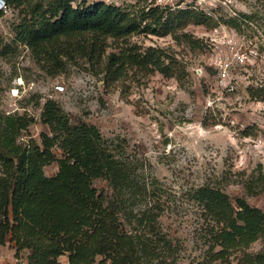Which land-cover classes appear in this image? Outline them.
<instances>
[{"label": "trees", "instance_id": "obj_1", "mask_svg": "<svg viewBox=\"0 0 264 264\" xmlns=\"http://www.w3.org/2000/svg\"><path fill=\"white\" fill-rule=\"evenodd\" d=\"M4 1L28 7L15 26V40L39 60L61 61L63 54L84 58L96 73L104 72L108 83L132 67L177 73L174 54L131 42L133 35H174L190 23L210 26L215 21L214 14L189 4L173 7L154 0L139 8L104 0ZM250 17L242 12L227 22L241 29ZM107 37L121 39L123 45L107 53ZM41 119L49 131L41 133L40 141L33 136L22 141L35 117L0 110V244L15 242L17 254L28 249L26 262L19 264H63L64 254L68 264H177L178 244L160 221L166 208L162 182L145 173L143 162L127 150L126 139L105 137L94 123H73L53 98L44 102ZM52 162L58 170L48 175L45 166ZM96 179L106 180L112 193L100 190ZM254 179L263 186L256 190L249 181L250 191L264 190V171ZM195 199L207 222V248L197 264L230 263L238 252L239 264H264V249L247 251L264 237L261 207L242 196L232 200L209 183L195 190Z\"/></svg>", "mask_w": 264, "mask_h": 264}, {"label": "rangeland", "instance_id": "obj_2", "mask_svg": "<svg viewBox=\"0 0 264 264\" xmlns=\"http://www.w3.org/2000/svg\"><path fill=\"white\" fill-rule=\"evenodd\" d=\"M41 1L48 2L35 0ZM104 1L139 8L152 0ZM0 9V110L35 117L20 140L33 136L40 141L41 133L49 131L41 119L48 98L57 100L73 123H94L105 137L125 138L127 150L143 162L145 173L162 182L166 208L160 221L178 244L177 264H197L205 256L207 222L195 199L200 185L222 188L232 200L242 196L264 210V190L248 188L249 181L256 190L263 186L254 178L264 171V0L218 5L210 26L190 23L174 35H133L131 42L161 46L174 54L177 73L166 76L132 67L128 75L109 83L104 72L96 73L84 58L63 54L61 61L39 60L30 47L15 40V26L28 7L0 0ZM242 12L251 17L241 29L230 26L227 20ZM229 35L231 43L223 41ZM105 44L109 53L123 42L107 37ZM225 58L229 65L227 76H222ZM57 170V162L45 166L48 175ZM95 185L112 193L104 179H96ZM263 249L260 237L247 251ZM28 252L17 254L15 242L8 239L0 244V264L26 262ZM240 256L235 253L224 264H239ZM60 260L68 264V255Z\"/></svg>", "mask_w": 264, "mask_h": 264}, {"label": "built area", "instance_id": "obj_3", "mask_svg": "<svg viewBox=\"0 0 264 264\" xmlns=\"http://www.w3.org/2000/svg\"><path fill=\"white\" fill-rule=\"evenodd\" d=\"M231 0H156L159 4H169L173 7L176 6H185L189 4L190 6L201 9L202 11L213 14V9H215L218 5L228 4ZM233 37L231 35L227 36V38H223V41L227 43H231ZM229 65V61L225 59H221L222 66V76H227V68Z\"/></svg>", "mask_w": 264, "mask_h": 264}]
</instances>
